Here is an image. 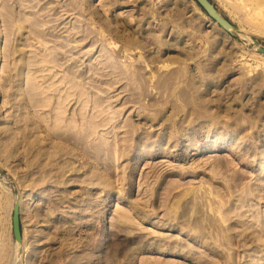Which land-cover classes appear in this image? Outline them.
<instances>
[{
  "label": "rangeland",
  "instance_id": "374dc122",
  "mask_svg": "<svg viewBox=\"0 0 264 264\" xmlns=\"http://www.w3.org/2000/svg\"><path fill=\"white\" fill-rule=\"evenodd\" d=\"M211 1L239 36L195 0H0V264H264V0Z\"/></svg>",
  "mask_w": 264,
  "mask_h": 264
},
{
  "label": "bare ground",
  "instance_id": "6f19581e",
  "mask_svg": "<svg viewBox=\"0 0 264 264\" xmlns=\"http://www.w3.org/2000/svg\"><path fill=\"white\" fill-rule=\"evenodd\" d=\"M214 4V3H213ZM215 5V4H214ZM218 9V8H217ZM219 10V9H218ZM227 18V17H226ZM228 19V18H227ZM229 20V19H228ZM215 21V20H214ZM230 21V20H229ZM216 22V21H215ZM231 22V21H230ZM222 28V27H221ZM237 31H238V35L240 34V32L242 31L241 29H237ZM242 34H246V33H242ZM241 34V35H242ZM247 35V34H246ZM246 35H244V36H246ZM246 38H247V36H246ZM248 38H250V37H248ZM255 44L257 45L258 43L257 42H255ZM254 45V44H253ZM32 56V55H31ZM30 56V57H31ZM33 57V56H32ZM26 58V57H25ZM28 59V58H27ZM29 61H31V60H29ZM24 62L26 63V61H25V59H24ZM28 62V61H27ZM29 65V64H28ZM25 66H26V64H25ZM26 68V67H25ZM20 74L22 73V72H19ZM40 74H43L44 75V73H40ZM38 75L39 77L40 76H42V75ZM47 74H48V72H47ZM46 74V75H47ZM50 74V73H49ZM30 75H33V74H30ZM29 75V78L31 77ZM35 75V74H34ZM46 75L44 76V79L46 80L45 82H47V78H46ZM35 78V76H32V78ZM49 77V76H48ZM41 78V77H40ZM40 78H38V79H40ZM51 78V77H50ZM44 79L42 80V82L44 81ZM36 80H32L31 78H30V81L28 82V83H30V84H28L29 86L27 87V90H35L36 91V93H35V98H36V102H39V103H41L42 104V106L43 105H45V106H47V110H48V113H47V116H48V120L49 121H52V120H54L55 121V124L57 125V126H59V127H61V126H63V125H69V122L67 121V119H68V117H69V113H67V102H69V100L72 98V97H70V96H72V94H73V92L75 93V91H72L69 87L65 90V93H62V95H61V100L59 101V102H56V104H55V101H57V100H59L58 98H56L55 96H54V94H53V91H52V88H51V85H47V87L46 88H44L43 87V93H44V96H39V94H37V90L39 89V88H41V87H39V85H40V83L38 84V85H36L37 83V81L35 82ZM66 81V80H65ZM39 82H41V80H39ZM64 82V81H63ZM36 83V84H35ZM50 83H53V82H50ZM54 84V83H53ZM36 85V86H35ZM39 88H38V87ZM41 86V85H40ZM46 86V85H45ZM55 86V85H54ZM57 86V85H56ZM38 88V89H37ZM54 89H58L57 87H53V90ZM31 90L29 91V92H31ZM41 90V93H42V88L40 89ZM58 90H60V89H58ZM57 90V91H58ZM56 91V92H57ZM55 92V91H54ZM38 93H40V91L38 90ZM61 93V92H60ZM46 94H48V95H46ZM43 95V94H42ZM80 95V94H79ZM78 95V96H79ZM58 97H59V94L57 95ZM54 97V98H53ZM70 97V98H69ZM79 99V98H78ZM68 100V101H67ZM66 101V102H65ZM37 104L36 103V105H40V104ZM81 103V105H82V102H80ZM80 103H79V106H81L80 105ZM83 107H85V106H83ZM80 108V107H79ZM82 109H84V108H82V106H81V109H78L79 111H78V113L76 112L75 114H76V117H77V119H79L80 117V119H82V120H85V121H82L81 120V122H82V124H83V130H84V132H87L88 130H89V127L90 126H88L87 125V119H85V118H87V117H85V115H84V113H85V111H87L86 110V108L82 111ZM81 110V111H80ZM46 116V117H47ZM73 116V115H72ZM71 115H70V117H72ZM72 118H74V117H72ZM84 118V119H83ZM93 118V117H92ZM91 123H93V122H91ZM90 122H89V124H91ZM71 126H72V124H71ZM70 126V127H71ZM93 127V126H92ZM68 129H69V127H68ZM64 132V131H63ZM89 134V133H88ZM64 137V136H63ZM66 137V136H65ZM64 137V138H65ZM84 137H86V136H83V138ZM83 138H81V139H83ZM61 139H62V137H61ZM38 140H40V139H38ZM64 140V139H63ZM96 150V149H95ZM5 187V186H4ZM6 189V188H5ZM18 195V194H17ZM18 198H19V215H20V210H21V208L20 207H22V199H21V197L18 195ZM15 200H16V195H15ZM14 203H15V201H14ZM13 207H14V204H13ZM13 209V208H12ZM12 215H13V210H12ZM12 215H11V221H12ZM12 231H13V223H12ZM14 236V235H13ZM16 241V240H15ZM17 242V241H16ZM22 242H23V237H22V241H21V244H22ZM18 246H19V243L17 242V244H16V247H15V256H16V258H17V256H19V254H17V249H18ZM21 248H22V246H21ZM14 251H13V253H14ZM22 251V250H21ZM14 256V257H15ZM20 258V257H19Z\"/></svg>",
  "mask_w": 264,
  "mask_h": 264
},
{
  "label": "water",
  "instance_id": "95a60500",
  "mask_svg": "<svg viewBox=\"0 0 264 264\" xmlns=\"http://www.w3.org/2000/svg\"><path fill=\"white\" fill-rule=\"evenodd\" d=\"M199 6L213 19L215 20L226 32L233 36H239L237 27L230 22L213 4L211 0H195ZM254 38V37H253ZM255 42L257 39L254 38ZM260 51L264 52V47L259 46L257 48ZM16 192V200L13 207V215H12V223H13V235L15 240L19 243L17 254L21 253V241H22V232H21V223H20V215H19V198L18 191L15 188Z\"/></svg>",
  "mask_w": 264,
  "mask_h": 264
}]
</instances>
